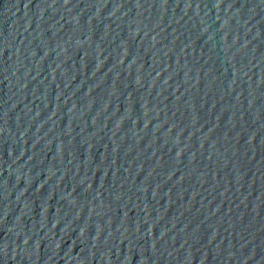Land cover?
<instances>
[{"label":"water","instance_id":"water-1","mask_svg":"<svg viewBox=\"0 0 264 264\" xmlns=\"http://www.w3.org/2000/svg\"><path fill=\"white\" fill-rule=\"evenodd\" d=\"M0 264H264V0H0Z\"/></svg>","mask_w":264,"mask_h":264}]
</instances>
